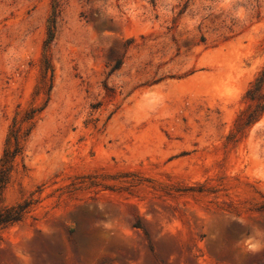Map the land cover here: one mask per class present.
I'll return each mask as SVG.
<instances>
[{"label": "rangeland", "instance_id": "1", "mask_svg": "<svg viewBox=\"0 0 264 264\" xmlns=\"http://www.w3.org/2000/svg\"><path fill=\"white\" fill-rule=\"evenodd\" d=\"M263 66L264 0H0V264H264L223 222L264 228Z\"/></svg>", "mask_w": 264, "mask_h": 264}, {"label": "trees", "instance_id": "2", "mask_svg": "<svg viewBox=\"0 0 264 264\" xmlns=\"http://www.w3.org/2000/svg\"><path fill=\"white\" fill-rule=\"evenodd\" d=\"M49 36L52 35V29L49 30ZM264 89V66L261 68V70L257 73L254 80L250 83L249 89L246 91V94L249 95V98L251 100L255 99L256 95H259L260 97L257 99H261L264 97V93L261 94V90ZM263 105L262 103L256 104V107H259ZM36 109H31L30 111L26 112L23 121L22 122H32V119L35 115ZM32 124V123H31ZM28 128L22 127V126H15V124L12 125V128L9 132V144L2 156V168L0 170V190H2L6 183H7V170L8 166L6 163H8L10 160H12L17 154L21 151V139L26 137L28 134ZM4 165V166H3ZM187 191H194V188H185ZM32 204L31 201L22 200L19 202H16L11 205H5L0 207V233L2 230L7 228L8 226L17 223L24 219L26 214L30 211V205ZM261 209L264 210V204L260 205ZM136 228H142V224L139 221V219H136L135 222L132 225Z\"/></svg>", "mask_w": 264, "mask_h": 264}, {"label": "clouds", "instance_id": "3", "mask_svg": "<svg viewBox=\"0 0 264 264\" xmlns=\"http://www.w3.org/2000/svg\"><path fill=\"white\" fill-rule=\"evenodd\" d=\"M143 102L142 108L140 110V115L142 118H151L153 115L163 114V110L167 105V98L163 90L149 89L146 91L142 97ZM140 122V121H137ZM255 125H253L254 127ZM258 136H264V132H257ZM252 179L256 182L264 183V169H253ZM237 222L241 226L249 228L250 232L244 236L239 246L242 251L246 254L256 255L264 251V228L259 226H253L249 218L229 214L224 218V223L228 224L230 222Z\"/></svg>", "mask_w": 264, "mask_h": 264}]
</instances>
